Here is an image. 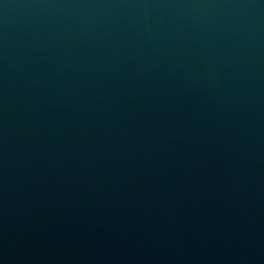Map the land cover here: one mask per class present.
<instances>
[{
    "label": "water",
    "instance_id": "obj_1",
    "mask_svg": "<svg viewBox=\"0 0 264 264\" xmlns=\"http://www.w3.org/2000/svg\"><path fill=\"white\" fill-rule=\"evenodd\" d=\"M0 264H264V0H0Z\"/></svg>",
    "mask_w": 264,
    "mask_h": 264
}]
</instances>
